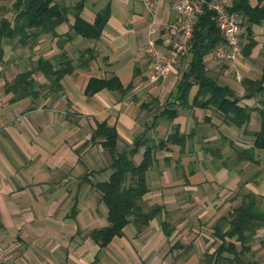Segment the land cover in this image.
I'll return each instance as SVG.
<instances>
[{
  "label": "crops",
  "instance_id": "1",
  "mask_svg": "<svg viewBox=\"0 0 264 264\" xmlns=\"http://www.w3.org/2000/svg\"><path fill=\"white\" fill-rule=\"evenodd\" d=\"M147 0H87L82 15L94 22L109 4V18L101 35L90 39L75 34L63 47L59 37L42 33L33 44L4 40L0 62V242L7 261L0 264H230L217 260L225 231V218L242 203L243 194L262 196L264 206V148H253L260 129L256 109L264 92L247 97L245 78L259 79L264 70V20L248 24L241 34L242 49L235 61H221L210 52L206 68L221 85L229 86L240 104L255 107L248 121L237 126L214 106H180L177 116L161 115L172 99L176 84L192 58L191 49L159 81H150V61L145 50L151 12ZM159 22L155 33L166 49L176 37L168 26L175 20L176 0H153ZM264 6V0H250ZM73 17L71 18V22ZM64 22L58 33L69 30ZM251 40H254L251 45ZM7 48L10 49L7 54ZM66 51L75 68L50 90L41 71L32 76L43 85L40 93L14 98L6 84L24 70L34 68L39 57L55 61ZM117 76L122 89L104 87L86 93L91 78ZM198 89L194 85L189 102ZM39 90V89H35ZM115 126L117 149L128 150L137 135L156 147L147 171L144 210L155 205L161 212L143 226L134 216L109 243L101 247L93 230L109 223L108 207L99 182L113 172L114 154L93 137L98 123ZM179 127L184 147L166 141ZM166 145V146H167ZM142 146L133 156L139 164ZM254 149L256 160L244 158ZM237 249L242 242L227 237ZM264 227L247 243L245 263L264 264ZM224 250L222 256H233Z\"/></svg>",
  "mask_w": 264,
  "mask_h": 264
},
{
  "label": "trees",
  "instance_id": "2",
  "mask_svg": "<svg viewBox=\"0 0 264 264\" xmlns=\"http://www.w3.org/2000/svg\"><path fill=\"white\" fill-rule=\"evenodd\" d=\"M86 3L87 0H75L70 4L63 0H15L10 8H6L11 16L4 15L0 18V62L5 53L3 47L5 39H16L20 44L28 45L35 43L42 33L47 32L59 37L58 45L63 47V44L72 39L75 34L90 39L98 38L109 18V4L101 9L94 22H91L82 15ZM231 9L242 14L244 22L248 24L250 34L251 25L264 20V6H253L250 0H235ZM64 22L70 24L69 30L63 34L58 33L57 27ZM222 41L224 37L217 24L215 12L205 7L195 25L191 61L177 82L176 90L171 96L172 99L162 109V116L175 118L179 112L176 103L178 100L180 106H214L237 126H242L248 121L255 107L240 104L241 98H238L229 86L221 85L206 68L205 56L213 52L215 46ZM250 42L252 45L254 40ZM57 57L55 61L43 56L39 57L34 68L18 73L12 82H8L6 89L15 92L13 99L40 93L43 85L32 76L35 71L44 73L49 80V85L46 87L50 90L61 89L62 78L72 72L75 65L66 51H62ZM243 84L247 89V97L264 92V70L261 78H245ZM194 85H198V89L190 103V92ZM104 87L124 88L117 76L103 79L91 78L87 84L86 93L92 94ZM256 109L261 116V126L254 132L253 148H264V101ZM93 137H104V146L114 154L113 172L107 181L97 184L102 192V200L108 207L109 223L93 230V237L101 247H104L115 235L123 232V228L132 216L135 222L143 226L161 212L162 206L160 205H155L147 211L144 210L141 200L148 191L147 171L152 164L153 150L156 147H168V145L165 140L152 144L149 138L141 134L135 137L128 150L121 152L117 149L119 135L116 127L105 122L98 123ZM185 139L186 136L180 132L179 127H176L168 135L166 141L178 143L183 148ZM142 146L146 147L144 157L139 164H136L133 156ZM253 148L244 150L243 157L255 161ZM262 202V196L259 194L254 192L243 194L242 203L225 218V223H228L229 227L225 231H222V228L216 230L217 235L222 239L217 249V260L223 258L230 264L250 263H245L243 255L249 249L247 243L254 240L259 228L264 227ZM234 236L242 242L241 249H237L235 243L227 239V237L233 238ZM224 250L233 253V256H222Z\"/></svg>",
  "mask_w": 264,
  "mask_h": 264
},
{
  "label": "built area",
  "instance_id": "3",
  "mask_svg": "<svg viewBox=\"0 0 264 264\" xmlns=\"http://www.w3.org/2000/svg\"><path fill=\"white\" fill-rule=\"evenodd\" d=\"M235 0H176L177 16L168 23L170 29L176 32V37L170 45L163 49L155 36L159 27L154 12V1L147 0L146 6L151 12L148 24V39L145 50L150 61V81H159L164 78L171 67L179 59L189 53L192 47V38L195 25L205 7L215 12L217 24L224 37V41L217 44L213 56L221 61H235L242 49L241 34L245 30L243 16L231 7ZM0 257L7 261L10 255L5 253L0 242Z\"/></svg>",
  "mask_w": 264,
  "mask_h": 264
},
{
  "label": "rangeland",
  "instance_id": "4",
  "mask_svg": "<svg viewBox=\"0 0 264 264\" xmlns=\"http://www.w3.org/2000/svg\"><path fill=\"white\" fill-rule=\"evenodd\" d=\"M15 0H0V18L4 15L11 16V13H8L6 8H10ZM66 3H73L75 0H63ZM6 40V39H5ZM11 41V40H6V42ZM10 49L7 48V54H9Z\"/></svg>",
  "mask_w": 264,
  "mask_h": 264
}]
</instances>
